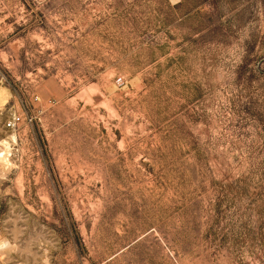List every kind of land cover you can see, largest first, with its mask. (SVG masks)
Returning a JSON list of instances; mask_svg holds the SVG:
<instances>
[{
    "label": "rangeland",
    "instance_id": "374dc122",
    "mask_svg": "<svg viewBox=\"0 0 264 264\" xmlns=\"http://www.w3.org/2000/svg\"><path fill=\"white\" fill-rule=\"evenodd\" d=\"M0 264H264V0H0Z\"/></svg>",
    "mask_w": 264,
    "mask_h": 264
},
{
    "label": "built area",
    "instance_id": "2783aa9c",
    "mask_svg": "<svg viewBox=\"0 0 264 264\" xmlns=\"http://www.w3.org/2000/svg\"><path fill=\"white\" fill-rule=\"evenodd\" d=\"M18 119V117H16V120ZM12 122H8L7 126H11Z\"/></svg>",
    "mask_w": 264,
    "mask_h": 264
}]
</instances>
